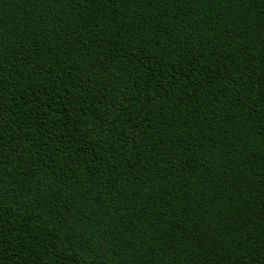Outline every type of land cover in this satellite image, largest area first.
Wrapping results in <instances>:
<instances>
[{
  "label": "trees",
  "instance_id": "obj_1",
  "mask_svg": "<svg viewBox=\"0 0 264 264\" xmlns=\"http://www.w3.org/2000/svg\"><path fill=\"white\" fill-rule=\"evenodd\" d=\"M0 264H264V0H0Z\"/></svg>",
  "mask_w": 264,
  "mask_h": 264
}]
</instances>
